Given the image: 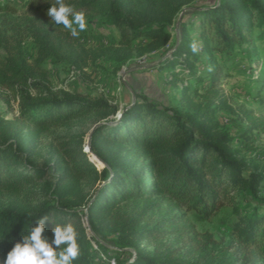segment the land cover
I'll use <instances>...</instances> for the list:
<instances>
[{"label":"trees","instance_id":"trees-1","mask_svg":"<svg viewBox=\"0 0 264 264\" xmlns=\"http://www.w3.org/2000/svg\"><path fill=\"white\" fill-rule=\"evenodd\" d=\"M190 1L64 0L74 11H82L85 19L97 17L117 29V45L110 51L118 64L133 51L164 47L171 38L165 27ZM55 2L0 0V89L17 99V114L10 120L0 112V193L42 199L22 210L0 213V238H4L0 258L33 219L46 215L49 235L53 224L71 222L75 226L80 253L73 264H110L109 258L116 264H203L175 256L162 247V241L170 234L188 235L189 229L181 224L187 212L206 220L240 196L245 204L227 226L232 237L226 244L228 258L215 264H264V164H246L215 120L216 112L227 108L219 97L215 57L229 58L235 47L250 40L254 29L259 34L264 31V0H218L207 9L191 11L200 24L198 50L193 49L187 26L180 22V39L157 68L168 72L173 83L180 82L187 110L179 112L136 96L117 120H98L88 147L98 159L95 166L103 165L99 169L81 151L80 141L67 142L53 164L35 166L30 161L31 141L37 132L90 116L106 118L117 110L103 98L81 92H44L41 82L47 80L43 68L47 60L82 71L109 51L107 47L90 50L77 30L72 35L63 25L53 23L46 11ZM26 42L29 56L23 50ZM200 55H206L209 64L198 71ZM247 119L249 131L264 132V122ZM249 144L244 136L240 147L246 149ZM256 156L264 157V151ZM90 178L99 185L86 198L75 186ZM139 201L143 205L136 208ZM155 201L171 202L180 215L145 222V213ZM79 207L86 209L90 231L114 234V243L133 249L134 256L121 259L106 254L104 259L98 258L91 241L99 250L105 247L87 236L81 222L83 212L76 210ZM141 241L148 242L152 250L139 248ZM213 244L207 236L201 247L187 250L184 256L193 258L201 252L208 256L207 247Z\"/></svg>","mask_w":264,"mask_h":264},{"label":"rangeland","instance_id":"rangeland-1","mask_svg":"<svg viewBox=\"0 0 264 264\" xmlns=\"http://www.w3.org/2000/svg\"><path fill=\"white\" fill-rule=\"evenodd\" d=\"M20 3V0H11ZM218 0H191L187 5L181 7L172 22L165 27V31L171 36L168 43L159 50L152 52L133 51L130 57L122 64L115 61V56L110 49L117 45L119 33L108 21L97 17L85 19L84 30L78 31L80 41L86 48H109L106 56H100L90 62L82 71L72 66L60 63H52L47 60L43 68L47 71V80L42 81L44 92L53 94L60 92H81L91 97H101L110 105H115L117 110L106 118L90 116L84 120H75L66 125L51 127L46 131L37 132L33 144V151L30 161L35 166L53 164L58 158L64 145L69 141H80L81 151L94 164L98 160L89 150L88 141L91 131L98 126L99 121L106 119L117 120L123 108L131 105L136 96H143L147 100L160 105L185 112L187 108L183 105L180 82L173 83L169 73L157 68V64L174 49L180 39L179 25L185 23L188 35L193 40V49H199L198 33L199 19L190 12L204 10L217 3ZM25 55L30 54V45L26 42L23 46ZM219 67L218 90L221 100L227 108L216 112L215 120L221 125V130L227 132L232 140V150L236 151L239 157H243L246 164H264V157L257 158L259 151H264V132L259 130L249 131L247 117L259 119L264 122V31L254 29L250 40L235 47L229 58H221L216 55ZM202 67L209 64L206 55H200ZM201 92V91H200ZM210 98V97H209ZM217 99V98H216ZM215 99V100H216ZM7 100V102H6ZM17 99L13 98L9 91L0 89V112L4 118L10 120L17 114ZM201 99L193 97L194 102ZM202 104V103H201ZM244 136L249 139V146L241 149L240 143ZM252 157V158H250ZM96 167L97 169L101 168ZM99 182L90 178L85 182L76 183L75 190L85 195L86 198L96 189ZM33 190V189H32ZM38 191V189H34ZM264 195V193H263ZM42 199L26 200L21 196H12L0 193V213L6 210H22L28 205H35ZM245 201L243 197L237 196L232 205H227L210 218L203 220L192 212L184 214L181 224L184 229H189L187 236L170 234L162 241L161 245L167 250L173 251L174 255L184 260H200L203 264H215L225 261L229 252L226 244L232 240L227 231V226L235 220L236 214L240 213ZM143 205L142 201L134 204L136 208ZM77 211L83 212L81 222L85 226L87 236L98 240L104 247L97 249L91 241L92 248L98 258L104 259L108 256H119L127 259L134 256L131 248H119L115 243V235L109 232L95 234L87 226L85 220V208L79 207ZM167 215H180V210L173 207L169 201L154 202L152 209L145 213L144 221L152 223L156 219ZM207 236H211L215 242L207 247L205 254L196 253L193 258L184 256L187 250H195L201 247ZM191 238L192 241L188 240ZM139 248L150 251L152 246L145 241L139 243ZM124 251H127L124 253ZM110 264H116L109 258Z\"/></svg>","mask_w":264,"mask_h":264},{"label":"clouds","instance_id":"clouds-1","mask_svg":"<svg viewBox=\"0 0 264 264\" xmlns=\"http://www.w3.org/2000/svg\"><path fill=\"white\" fill-rule=\"evenodd\" d=\"M46 15L56 25L69 29L72 35H77V28L84 30L86 26L84 13L74 11L64 0L49 4ZM47 220L46 215H41L31 221L19 239L9 238L11 246L3 252L0 264H73L80 253L75 226L71 222L53 224L49 235L45 231Z\"/></svg>","mask_w":264,"mask_h":264}]
</instances>
